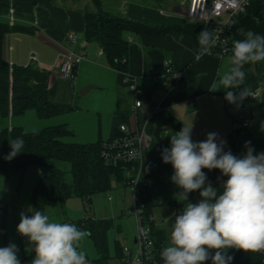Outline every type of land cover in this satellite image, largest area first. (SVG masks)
Instances as JSON below:
<instances>
[{
    "label": "crops",
    "instance_id": "crops-1",
    "mask_svg": "<svg viewBox=\"0 0 264 264\" xmlns=\"http://www.w3.org/2000/svg\"><path fill=\"white\" fill-rule=\"evenodd\" d=\"M101 1L104 10L137 22L150 25L188 23V0ZM95 9L94 0H13L11 6L0 8V22L28 30L5 33L2 55L10 63L32 66L35 69L32 83L46 89L52 102L74 107L45 120H36L37 127L66 123L71 130L65 136L67 141L94 142L109 138L113 116L119 108H131L128 125L135 130L137 114L144 112L146 180L156 203L152 217L154 226L166 234L167 244L176 211L172 203L163 199H178L176 194L181 190L171 180L174 169L163 162L162 150L171 147V135L180 131L184 124L192 123L194 142L204 141L209 133L215 132L218 140L226 142L224 151L230 150L233 155L243 157L247 152L246 142H250L248 146L254 149V155L264 153V61L244 66L243 86L257 91L258 95L238 103H229L223 88L215 92L209 90L211 83L218 79L217 74L228 70L229 58L202 53L199 42L185 31L177 34L126 32L129 66L127 71L117 70L110 65L101 45L85 38V13ZM71 32L80 35L79 43L68 40ZM71 47L83 52L85 58L76 65L73 78H67L60 74L59 67L63 55ZM167 62L180 72L175 80L165 75ZM129 75L138 78L141 92L151 94V98L138 108L134 107L125 84ZM246 101H249L247 106ZM29 113L32 117V112ZM240 116L248 117L250 124L242 130H233L232 123ZM131 118L135 128H132ZM14 119L24 124L22 119L12 117L7 127L14 126ZM203 171L206 176L215 173L214 169ZM218 172L227 178L220 170ZM118 187L130 188L118 183L112 188ZM16 192L19 200V189ZM123 193L124 208H131L132 192H129V200L126 192ZM135 236L136 232L132 236L134 243ZM227 255L233 257L231 264H264V252L228 249Z\"/></svg>",
    "mask_w": 264,
    "mask_h": 264
},
{
    "label": "clouds",
    "instance_id": "clouds-1",
    "mask_svg": "<svg viewBox=\"0 0 264 264\" xmlns=\"http://www.w3.org/2000/svg\"><path fill=\"white\" fill-rule=\"evenodd\" d=\"M243 39L235 40L229 56V68L214 80L209 90H226L229 103L242 102L251 96L242 87L248 63L264 61V35L251 30H238ZM217 38L207 30L199 34V44L208 51ZM228 89L239 90L227 91ZM192 123L171 135V147L162 150V160L171 164L172 182L181 190L176 194L183 207L171 225L167 244L160 253L163 264H231L228 249L245 252H264V153L254 155L246 142L243 157L224 151L218 134L207 135L206 140L194 142ZM24 140L9 141L11 151L5 157L11 160L24 148ZM203 169L220 170L227 180L221 188L205 186L207 176ZM199 191L200 201L191 202L188 194ZM31 215L20 214L17 231L34 246L31 264H90L80 244L91 235L75 223L50 218L41 210L29 209ZM215 250L214 255H211ZM15 244L0 247V264H21Z\"/></svg>",
    "mask_w": 264,
    "mask_h": 264
},
{
    "label": "trees",
    "instance_id": "trees-1",
    "mask_svg": "<svg viewBox=\"0 0 264 264\" xmlns=\"http://www.w3.org/2000/svg\"><path fill=\"white\" fill-rule=\"evenodd\" d=\"M13 0H0V8L9 7ZM35 2V0H20ZM96 9L85 13V38L87 41H97L103 48L109 63L117 70L127 71L129 62L128 31L136 33L177 34L185 31L198 41L199 23L188 22L185 25H150L116 16L102 7L101 0H94ZM28 30L25 27L11 26L0 22V118L9 115H20L34 108L40 118L59 115L72 110L71 105H61L52 102L46 89L37 88L32 83L35 69L30 65L10 63L2 55V38L10 30ZM251 30L264 35V0H252L246 11L240 14L233 26V42L243 39L238 31ZM231 54V52H230ZM242 87H244L242 85ZM238 93L239 90H232ZM134 100L132 91H128ZM140 98L149 100L151 94L139 92ZM131 108H119L112 122V133L107 139L94 142H75L65 140L71 130L66 123H59L27 131L20 125L4 127L0 131V174L20 172L23 176L30 168H37L38 176L29 197V203L44 212L48 205H62L68 197L79 196L87 205L92 196L98 192L112 189L115 183L129 186L130 175L134 172L135 162H107L103 156L104 144H109L122 133L120 123L129 122ZM144 112H138V126L145 120ZM17 137L24 140V148L11 160L5 159L11 151L9 141ZM233 140V139H232ZM233 142V141H232ZM207 180L221 177L218 169ZM143 177L146 179V162L143 165ZM223 184L212 185L221 188ZM137 205L141 208L144 219L150 224L151 234L155 242L159 264H163L160 253L166 245L167 236L149 220L153 214L155 201L151 188L140 184L137 192ZM200 196V195H199ZM189 200L196 203L194 192L188 194ZM164 202L172 203L176 213L183 207L175 198L165 197ZM75 223L81 229L90 231L99 252L95 259L97 264H108L107 230L111 226L109 219H78ZM122 246L118 254L120 256ZM205 264H212L211 260Z\"/></svg>",
    "mask_w": 264,
    "mask_h": 264
},
{
    "label": "built area",
    "instance_id": "built-area-1",
    "mask_svg": "<svg viewBox=\"0 0 264 264\" xmlns=\"http://www.w3.org/2000/svg\"><path fill=\"white\" fill-rule=\"evenodd\" d=\"M251 2L252 0H188L186 9L188 22L200 24L199 34L203 30H207L217 38L216 45L208 51H203L199 44L202 53L218 58L230 54L233 45L231 32H233L235 20L246 11ZM67 38L71 43L77 44L79 43L80 35L71 32ZM84 58L85 54L83 52H78L72 47L68 48L59 67L60 74L67 78H73L76 65ZM179 73L170 63H166L165 75L169 76L170 79L175 80ZM125 84L127 89L133 92L134 107H141L143 100L139 96L138 78L129 75L125 80ZM170 88H173V86L171 85ZM250 93L251 96H248L247 100L255 99L258 95L255 90H250ZM248 103L249 101H246L245 106ZM249 124L250 119L248 117L240 116L233 121L232 128L239 131L249 126ZM142 126L132 130L128 124L120 123L119 129L122 135L115 138L109 146H107V143L104 144L103 156L107 162L127 161L137 164L128 181L133 195L131 211L136 218L137 231L134 245L132 247L128 245L122 246L120 254L122 264H159L157 258L158 250L151 234L150 224L144 219L141 208L137 205V189L140 184H147V180L143 177L147 138ZM149 220H153V217L150 216Z\"/></svg>",
    "mask_w": 264,
    "mask_h": 264
},
{
    "label": "rangeland",
    "instance_id": "rangeland-1",
    "mask_svg": "<svg viewBox=\"0 0 264 264\" xmlns=\"http://www.w3.org/2000/svg\"><path fill=\"white\" fill-rule=\"evenodd\" d=\"M230 55L226 54L225 57L229 58ZM29 112H32V117ZM12 117L22 119L21 121H24V124H20L18 119H14V125H21L27 131L44 127H37L36 120L48 118H40L34 108L20 115H11L10 118ZM10 118L9 116L0 118V131L8 126ZM131 119L132 128H135V122L133 118ZM37 176L38 170L33 167L26 171L23 177L20 172L0 174V247L15 244L19 249L17 255L21 264H31L34 256L32 251L34 246L29 244L27 237L18 233L17 226L20 222L21 213L31 215L30 208L38 210L34 205L27 202ZM17 189H19V200H17ZM124 191L129 200L131 189L118 187L94 194L91 202L87 205L84 204L81 197L71 196L62 205L46 206L44 212L50 218L71 223L78 219H102L106 217L112 223L106 234L109 254L107 263L122 264L118 254L119 248L123 245L132 247L134 245L132 236L137 231L136 218L132 214L131 208H124L123 205ZM80 247L86 252L90 264H97L95 259L98 258L99 252L92 236L83 240Z\"/></svg>",
    "mask_w": 264,
    "mask_h": 264
},
{
    "label": "water",
    "instance_id": "water-1",
    "mask_svg": "<svg viewBox=\"0 0 264 264\" xmlns=\"http://www.w3.org/2000/svg\"><path fill=\"white\" fill-rule=\"evenodd\" d=\"M226 180H227V178H224V177H219L216 179H210V180L206 181L205 186H207L208 184H211V185H215V184H219V183L223 184ZM199 191L200 190L194 191V197H195L196 203H198L200 201ZM214 253H215V250H212L211 255H214ZM209 260H211V259H209Z\"/></svg>",
    "mask_w": 264,
    "mask_h": 264
}]
</instances>
